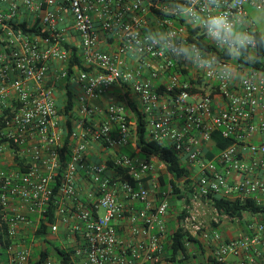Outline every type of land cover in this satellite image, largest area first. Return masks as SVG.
<instances>
[{"label":"built area","instance_id":"built-area-1","mask_svg":"<svg viewBox=\"0 0 264 264\" xmlns=\"http://www.w3.org/2000/svg\"><path fill=\"white\" fill-rule=\"evenodd\" d=\"M21 6L40 12L37 32L20 27ZM249 7L264 13V0H0V227L11 240L0 243V264H62L54 251L41 256L60 228L72 264H264V219L229 240L194 224L200 250L187 243L188 258L168 260L172 186L156 205L155 165L121 152L138 150L135 104L148 139L169 144L190 171L192 202L217 196L264 206V74L236 62L241 48L256 55ZM189 28L210 48L191 41ZM100 34L113 51L100 47ZM74 55L84 69L71 67ZM63 80L80 91L71 115L58 105L55 83ZM115 87L122 102L96 104ZM66 132L72 147L63 165ZM216 132L232 144L217 151ZM91 143L108 158L89 161ZM16 154L26 158L25 172L16 170ZM52 202L56 221L38 238ZM31 226L40 257L20 238Z\"/></svg>","mask_w":264,"mask_h":264},{"label":"trees","instance_id":"trees-1","mask_svg":"<svg viewBox=\"0 0 264 264\" xmlns=\"http://www.w3.org/2000/svg\"><path fill=\"white\" fill-rule=\"evenodd\" d=\"M13 24H16L13 22ZM20 27L24 29L26 32H37L38 23H36L33 27L27 26L26 23H21ZM197 38V39H196ZM189 39L191 41L197 42V44L201 47H205L209 49L210 47L203 43V38L198 35V31L195 29L189 28ZM253 41L256 42V55L248 57V51L245 48H241V54L236 59L238 64L246 66L248 68H253L261 71L264 74V38L263 36L256 31L254 33ZM71 63V67L78 64L81 69H84L80 61L76 58ZM71 71V70H70ZM68 90V100L67 104L64 107H60V110L65 115H71L73 109L75 108V92L73 89L67 87ZM131 107L137 113V148L140 152L142 159L146 161H150L151 157H156L158 160L165 164L167 172L172 177L170 180L167 177H163L161 181V185L165 186L166 189L168 185L172 186V194L181 199L185 200V204L190 206L193 199V189L191 186L190 180V171L183 165L182 159L179 155L174 151V149L169 144H160L157 142L150 141L147 137V129H146V121L144 116L137 111V106L135 104H131ZM2 127V123H0V128ZM68 129L71 130V124H68ZM213 140L216 143L217 151L224 149L232 144L231 140L224 139L219 132L213 134ZM63 148L61 150V159L63 165H65L70 160L71 155V139L70 133L66 132L64 134ZM122 153H124L122 151ZM126 154V153H125ZM128 155L137 156L136 153L131 152ZM16 170L18 172H25L27 167L26 158L19 156L16 154L15 156ZM180 183L182 185H180ZM211 204L217 213L221 216H226L227 218L233 219H243L245 214H250L252 216H262L264 218V206L257 204L252 199H247L244 201H230L225 198L211 196ZM56 208L57 205L55 203H51L48 212L47 218L45 221L39 225L36 235L38 238L47 236L49 233V229L46 223H52L56 221ZM187 213V210H184ZM180 218H184V216H180ZM218 228V227H217ZM46 242L53 248L52 250L46 248L41 252V256L46 258L53 251L55 252V256L60 260L62 264H72L70 261V255L73 252L71 248L63 249L61 246L56 245L46 240ZM0 243L3 247L9 245L11 240L8 239L6 228L0 227ZM187 243H195L197 247H202L198 240H196L184 227H179L176 230H173L169 234L168 244L166 245V255L167 259L175 262L180 254H183L186 258H188L187 253ZM57 244V242H56ZM194 246V245H193ZM40 257V252H39ZM181 264H187L184 260H178ZM40 261L38 262V264Z\"/></svg>","mask_w":264,"mask_h":264},{"label":"crops","instance_id":"crops-1","mask_svg":"<svg viewBox=\"0 0 264 264\" xmlns=\"http://www.w3.org/2000/svg\"><path fill=\"white\" fill-rule=\"evenodd\" d=\"M19 21L21 23H26L27 26L32 27L33 25H35L36 23H38L40 21V12L38 14H30L28 13L22 6L20 8V15L18 17ZM100 47L104 50V51H113L115 49V46L111 40L110 37L106 36L105 34H100ZM54 81L51 80V82ZM64 81V80H63ZM57 81L55 83V87H56V94L58 97V105L59 107H64L65 105L64 103V99L66 97H68V90L67 87L71 88L74 90L75 92V98L77 97V95L79 94V89L76 86H72V84H68V82L66 81ZM123 101V93L122 91L118 88L115 87L113 90H111V92L109 93V95L96 102V104L101 105V106H106L107 104L111 103V102H122ZM127 150L133 153H136L138 157L142 158L140 155L139 150H136L134 148H123L121 150V152L123 150ZM109 152L106 151V149H104L102 146L95 144V143H91L90 148L88 150V160L91 162H100L103 161L104 159L108 158ZM151 161L153 162V164L155 165V168L157 169L156 171V175L159 178V181L161 183L163 177L159 174L158 172V168H160L161 164L158 162V159L156 157H151ZM0 165L3 166V164L0 163ZM9 165V164H8ZM4 167V166H3ZM79 188H80V192L82 195V199L84 202L88 203L87 201V192L90 189V183L85 179V176L82 175L79 182H78ZM166 187L162 186L160 188H158L157 190L152 188V195L151 198L154 201V203L157 205L159 202V198L161 197V192L165 191ZM169 210H168V216H167V230H168V238H169V234H170V224L172 225V220L174 219V213H172L173 210L177 209V207L180 205L178 203V201H176L174 199L173 196H170L169 199ZM135 210H140L142 208L141 204H135L134 205ZM101 213V212H100ZM103 214V213H102ZM257 217V216H256ZM32 219L35 221V217H32ZM264 219V218H263ZM125 222L121 223V226L119 228V234L121 235H125L124 229H126L124 226ZM36 225V224H34ZM223 225L218 226L217 229H215L213 232L218 233V229L219 228H223ZM245 228V226H244ZM34 226H31L29 228H26L24 230L21 231L20 233V238L24 243L27 244H31L34 242L35 238H34ZM248 232L247 226L245 228L244 232H235L232 233L230 231L227 232V235H220L222 237V239H233V238H237L240 237L241 235H244ZM37 240V239H36ZM37 247V248H36ZM38 247H40V240H37L36 242H34V245H32L33 248V254L35 257H37L39 255L38 252ZM35 251V252H34ZM38 255H35L37 254Z\"/></svg>","mask_w":264,"mask_h":264},{"label":"rangeland","instance_id":"rangeland-1","mask_svg":"<svg viewBox=\"0 0 264 264\" xmlns=\"http://www.w3.org/2000/svg\"><path fill=\"white\" fill-rule=\"evenodd\" d=\"M248 12L250 14V18L253 21V24L255 25V28L257 31L263 36L264 38V13L257 11L255 8L249 7ZM124 153L130 154V151L123 150ZM2 168L3 166L0 165ZM159 174L162 177H166V173L164 169H161L159 171ZM180 185H182L180 183ZM171 196L174 197L176 201L180 204L177 209L173 210L172 213L176 214L174 215V219L172 220V225L170 224V232L173 230H176L179 227H184L187 230H194L193 226L194 224L201 226V232H208L211 233L215 229H217L218 226L223 225V228L218 229V233L220 235H227V232L230 231L232 233L235 232H244L246 226H248L251 223L259 222L263 220L262 216H252L250 214H245L243 219H229L226 216H221L217 213V211L214 209L211 203H207L204 199H199L196 202H192L190 206L185 204V200H181L177 197H175L173 194ZM184 210H187V213H185ZM101 213H104L103 210H101ZM184 216V218H180V216ZM194 218V219H193ZM245 226V228H244ZM65 229L60 228L59 232L55 235H51L49 237V241L53 242L56 245H59L61 247L69 248V240L66 239ZM57 242V244H56ZM194 248L197 250H200L196 244H193ZM207 246V244H204ZM37 248V247H36ZM38 252L40 251V247H38ZM49 249L52 250L53 248L49 245ZM35 252V251H34ZM35 255H38L35 254Z\"/></svg>","mask_w":264,"mask_h":264}]
</instances>
